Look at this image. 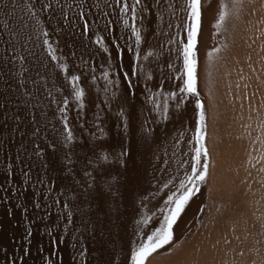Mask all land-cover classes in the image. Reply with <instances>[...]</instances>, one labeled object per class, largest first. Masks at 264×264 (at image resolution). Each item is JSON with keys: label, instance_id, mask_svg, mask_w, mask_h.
Masks as SVG:
<instances>
[{"label": "rangeland", "instance_id": "rangeland-1", "mask_svg": "<svg viewBox=\"0 0 264 264\" xmlns=\"http://www.w3.org/2000/svg\"><path fill=\"white\" fill-rule=\"evenodd\" d=\"M54 1L55 3H53L51 9L54 18H47L44 15L42 19L45 21V29L50 33L49 43L55 49L57 61L53 62L48 57L42 46V40L39 38L30 41L26 49L24 39H20L16 44L25 57V67L30 68L28 74L32 79L35 81L41 76L43 77V79H39L38 84H34V89L39 98L45 101L48 113L49 106H51L50 108H54L55 110H52L62 119L64 114L59 109L65 107L63 104L64 99L68 100L65 114L68 117V122H75L74 125L70 123L71 127L79 129L80 141H77L78 144H76L73 140L71 144L68 143L67 146H64L65 148L63 146V148H60L59 145L58 147L61 149L60 152L65 151L64 154L61 152L65 156V160H68L66 157H71V161H68L73 167L75 177L71 178L68 181L69 183H66L64 197L60 205L52 204L53 207L52 205L50 207L46 205L40 207L39 205L40 208L47 207L42 209H48L45 210L47 214H40L42 213L40 211V213L32 212L33 214H31L30 212L36 206L32 204L34 199L31 200L29 187L27 185H24V188L22 185L17 186L18 181L17 179L14 180L15 177H11L13 176L11 172H9L11 173V180L8 176L9 173L4 175L5 173L0 172L3 181L5 180V186L0 181V199L2 200H0V264H28L29 259L32 260V264H36L37 256L39 259L38 264H74V261L78 264H128L126 258L130 255L131 248L138 245L141 239L146 238V234L154 230V227H159L160 222L163 221L161 210L166 207L164 201L168 195L177 192L180 181L190 171L192 150L187 140L190 138L195 126L194 98L189 94L184 104L180 105L179 108L176 107V101L169 100L170 115L167 122L161 120L158 124L155 121L148 124L152 117L147 116L143 111L145 107L143 86L145 83L153 91H160L161 100H163L164 93L167 94L170 91L176 93L177 100L181 96L178 87L181 83L179 77L182 72L183 61L178 51L179 47L173 46L181 43L187 33L186 18L182 16L181 8L183 0H176L180 4L176 9H173L172 6V16L169 14V4L172 5L174 0L171 3L169 0H164L161 5L160 16L157 19L155 14L153 17L150 15L152 10L156 12L153 3L148 5H152L149 9L150 12L143 14L141 19L138 17H136L138 20L135 19L136 24H139L140 30H142L141 36H145V38H142L147 43H149L147 39L152 42L153 33L158 32L159 35L161 29L156 47L161 49L159 54H161L162 67L163 65L168 67L169 63L173 65L171 69L174 71V80L173 83L170 82L172 83V85L170 84V88L172 87L170 90L166 86L167 83H165L164 75L166 72L164 69L166 68L164 67L161 71L162 67H160L158 73L165 72V74L160 73L162 76L159 75L160 78L154 81L156 84L153 83V79L150 81L142 79L144 75L140 74V70H137L140 69V67H137L140 61L133 60L137 47H128V50L124 52L123 47H117L113 42L114 47L111 48V3L115 10L117 8V14H121L119 9L125 2L123 3L121 0H97L99 6L104 8L103 11L105 10L103 12L101 9L103 12L101 13L100 9L94 7L91 0ZM14 2L19 5L20 0H14ZM81 4L84 5L83 9L79 7ZM64 5L69 6L63 8V11L67 13V21L61 16V8ZM127 5L131 9L132 1ZM146 6L147 4L144 8ZM107 7L110 15L105 9ZM95 9L98 11L96 12ZM81 12L86 18L85 21L79 19ZM9 13H12V15L9 16ZM126 14L124 13V19H127L128 26H131L134 22L131 19V13H128V16ZM21 15L20 7H17L13 12L8 0H0V47H9L7 43L9 30L4 27L5 23L10 26L15 23L18 27L19 21L17 18ZM120 19L124 31L126 32V29L129 28L130 37H133L131 36L130 27L125 25L124 19ZM182 21L184 22L182 23ZM84 23L88 25L86 33L83 32ZM134 40L132 38L130 44L131 42L134 44ZM169 40H172L173 43H168ZM117 49L122 53V61L114 55ZM140 49L141 47H139V55L142 54ZM162 62L164 63L162 64ZM60 64L67 65L66 72H60ZM118 65H121L119 70ZM133 66H135L137 77L141 79V89L136 91L135 99L129 98V104H124L122 94L125 85L122 78L123 74L130 72ZM240 66V70L237 69L239 73L233 75V77L225 74L227 71L225 67L223 69L207 67L204 69L203 76H201V82L196 85L207 126L205 144L209 154V163L206 180L200 184L199 191L189 200L185 210L173 225V238L170 243L152 253L146 260L149 259V264H252L253 260L257 263L260 259H264V234H261L264 233V226H262L264 224V198H262V195L264 196V172L260 171L261 168H264V143H262L264 141V136H262L264 129L260 128V123L264 121V106H262L264 105V37L262 35L257 42H254L252 47L244 48ZM151 70V73H147L145 78L149 74L153 76ZM105 73L108 74L107 80L113 82L117 79L121 80V87L118 91L113 85L106 82ZM138 74L140 75L138 76ZM71 75L79 77V87L85 92L82 109L77 104L73 86L69 83ZM161 77L164 80H161ZM233 78H235V82L232 83ZM158 80L161 82L157 83ZM225 80L227 82H224ZM132 82L135 84L136 80L133 79ZM114 91H117V94L121 97L119 100L113 98L112 93ZM0 93L3 94V96L0 94L2 98H0V144H10L9 140H12L17 145L26 146L28 149L33 141L31 142L29 134L22 130L21 125L19 126L21 123L16 120L17 112L7 105L8 98H5L7 95L5 93L8 92L1 91ZM107 99L111 102L109 103L111 104V148L100 142L101 139L95 135L99 131H101L100 134L102 133L103 124L101 125V123H104V117H101L104 108L102 106L106 101L108 102ZM121 105H123L126 114L134 112L131 128L128 132H125L122 121L117 115ZM2 120L7 124L5 125ZM11 121H17L19 124L15 125ZM61 124L59 129H62V131L58 129L57 143L60 144L61 142L62 145H65L64 136L62 137L64 134H58L59 131L63 133V123L61 122ZM144 124H148L150 130L154 129V133L152 131L143 133L142 138V125ZM1 125L3 129H1ZM17 125L21 128L19 131ZM10 126L12 130L10 128L9 132ZM4 131L8 133L7 135H10L3 137L4 140H7L6 137L10 138L5 141L6 143L1 138L3 134H6ZM13 132L16 133L14 137ZM180 132L185 133V139L179 146L174 147V142ZM258 134L262 137L260 138ZM21 137L23 139L19 140ZM12 138H18V140L15 139L14 141ZM62 138L63 140H61ZM128 141L132 142V155L131 158H123L127 161V166L121 167L116 158L120 153L122 144L124 147H128ZM33 148L36 149V147ZM104 157H107V159H104ZM85 170L91 172L92 176L85 177ZM6 176L9 178H5ZM82 180L88 183L94 182L104 191L107 202L103 203V212L97 211L96 201H92L83 195L80 196L79 201L73 197V190L83 192V186L78 183ZM7 182L9 185H7ZM14 182L16 183L14 184ZM165 184H167V187H165ZM109 185L119 189V192L123 195L111 196ZM47 188V190L44 188V191L41 186L44 192L50 189V187ZM42 190L40 192L35 191V193L41 194ZM25 193L27 197H31V199H28L32 202L29 203L25 198ZM93 194H95L94 190ZM2 196L5 198L2 199ZM40 196H36V198L39 199ZM44 196L42 195L40 199L43 200ZM33 198H35V195H33ZM259 199L262 201L260 202ZM25 200L26 204L28 202L29 205L32 204L33 206L28 207V204L25 206ZM113 200H115V204H113ZM21 203L24 205L23 211L25 209L27 211L23 215L26 213L32 216L35 215L33 217L27 216V214L25 216L18 214L20 217L15 216L20 211L17 212L16 210L17 208L20 209L18 206ZM65 203L69 205L67 210L64 208ZM30 207H32V210ZM8 208L11 210L9 211ZM13 210L14 214L12 213ZM69 212L72 214L71 219H69ZM260 213L263 215L261 216ZM26 216L27 220L31 219L32 225L36 221L38 224L40 221L45 222L43 224L44 237L41 236L42 234L39 233L38 228L35 229V226L29 225L31 224L29 220L22 222L26 221ZM42 216L47 217L44 220ZM14 217L16 218L14 219ZM144 217H148L150 220L147 226L137 223ZM251 220L256 221L252 222ZM16 225L19 226L16 228ZM30 226L32 228H29ZM23 227L25 231L21 232L24 229ZM18 228L21 234L25 233L23 236L27 235L25 239L23 237L26 245L29 241L34 244V237L40 234L42 239L38 250L40 249L39 251L42 254L37 251V248L36 252L35 247H32L33 245L30 243L28 246L20 245L21 242H25L20 239L19 232V235H15ZM36 231L37 233L34 234ZM137 232L140 235H137ZM44 238L45 240H43ZM16 242L20 244L18 245ZM28 249L30 251L34 250L35 253L32 252L34 254L31 255ZM72 251L76 253L74 255L77 258L71 255L74 253ZM33 258L35 259L33 260ZM151 261L153 262L151 263Z\"/></svg>", "mask_w": 264, "mask_h": 264}, {"label": "snow or ice", "instance_id": "snow-or-ice-1", "mask_svg": "<svg viewBox=\"0 0 264 264\" xmlns=\"http://www.w3.org/2000/svg\"><path fill=\"white\" fill-rule=\"evenodd\" d=\"M11 4L13 12L17 7L21 8L22 15L17 19L19 21V25L14 23L11 26L8 23H5L4 27L9 30V39L7 41L9 47L6 49L8 53L11 55L12 61H19L21 65L25 63V57L20 55H15L14 53L19 52V48L16 47V43L19 42L20 39H24V46L26 49L27 44L33 39L39 38L42 40V46L46 50L48 57L51 58L53 62L57 61V56L55 54V49L49 43L50 33L45 29V21L42 19V16L48 15L54 18V15L51 13V9L53 7L52 3H45L44 0H20L19 5H17L14 0H8ZM39 3V11L37 9V4ZM234 6H238L240 0H233ZM140 5V0H133V5L131 9L125 3L120 7L121 13H131V19L135 21L137 15V8ZM64 7H69L68 5H64L61 8V16L67 21V13L63 11ZM81 9H83L84 5H79ZM181 8L185 11L186 15V31H187V42H181L179 46V54L183 61L182 64V72L179 77L181 83L178 87V91L181 94L180 98L177 100L175 92H169L164 95L163 100L160 99V91H153L152 89L147 87V83L144 84L143 90L145 92L144 95V103L145 107L143 109L144 113L147 116H151L152 119L148 121V124L153 123L154 121L158 124L159 121L163 120L165 122L169 119V100L176 101V107L179 108L180 105L184 104L188 95L190 94L194 98V105L196 110V119L194 130L190 138H188L187 143L191 146V155H190V171L186 173V176L183 180L180 181L179 188L177 192H174L167 196V199L164 201L165 209H162L163 221L160 222L159 227H154V230H151L150 233L146 234V238L141 239L140 243L130 250V255L126 258L128 264H146V260L148 257L152 255V253L156 252L157 249L162 248L164 245L170 243L173 238V225L177 222L180 214L185 210L186 205L189 200L199 191L200 184L206 180V175L208 171V163H209V154L205 144V135H206V118L203 110V105L199 95L196 91V57L194 53L195 41L197 36V31L200 26L201 20V9H200V0H184L181 4ZM149 9L147 6L141 9V13L147 14ZM9 16L12 13L8 14ZM227 15L226 6L221 4L219 18L217 19L214 27L219 29L221 24L225 20ZM124 19L123 17H121ZM79 19L81 21H85L86 18L83 16L82 12L79 15ZM184 21H182L183 23ZM264 23V21H261ZM124 23L128 26V20L124 19ZM131 35L135 38V44L137 46L136 53L133 57L134 61L139 60V46L142 43L141 31L136 26L135 23H132L130 26ZM88 31L87 23H84L83 32ZM102 43V42H101ZM169 43H173L172 40H169ZM151 53H149L150 55ZM115 56L117 59L122 61V53L117 49ZM211 56V53H209ZM171 68L172 65L169 64ZM118 70L120 69V65L117 66ZM60 72L67 71L66 64L59 65ZM142 71V70H141ZM21 79L19 80L21 90L25 91L26 95H31L30 92L25 89V84H38L39 79H43L41 76L38 80H32L30 77L25 79L27 74L30 72V68L22 67L20 70ZM106 77V82L109 85H113L114 88L118 91L121 87V80L117 79L115 82L112 80H107V73L104 74ZM123 82H124V91L122 94L123 103L129 104V98L135 99V94L137 90L141 89L140 79L136 75L135 66L132 67L130 72H125L123 74ZM133 79L136 80V83L133 84ZM146 81L152 80V76L149 74L146 78ZM79 77L76 75H71L69 83L73 86V93L75 96V100L79 107L82 109L84 106V90L79 87ZM107 91V89H105ZM117 91L112 93V96L115 100H119L121 97L117 94ZM63 104L65 107H61L59 111L64 114L62 117L63 123V133L65 146L68 143H71L74 140V134L68 124V117L66 113V107L68 105V100L64 99ZM108 102H105L107 106ZM264 106V105H262ZM131 107V105H130ZM79 115V113H78ZM118 117H120L123 128L125 132H128L131 128V120L133 119L134 112L125 113L123 105L120 106V111L117 113ZM148 124L142 125V138L143 133H147L152 131L154 133V129H149ZM261 129H264V121L260 123ZM185 139V133L180 132L178 138L174 142V147L179 146V144ZM264 143V141H262ZM49 148H54L55 145H48ZM43 152L38 145L36 146L35 154L40 156ZM187 154V153H186ZM132 155V142L128 141V147H124L121 145V150L119 155L117 156V163L120 164L121 167L127 166V161H125L124 157L131 158ZM69 161H71V157H66ZM107 159V157H104ZM260 171L264 172V168H261ZM85 177H91L92 173L85 170ZM79 184L83 186V192H77L76 190L72 191V195L76 200H80V196L83 195L88 197L92 201L97 202V211L103 212V203L107 202V198L105 197V193L102 189H100L95 183H88L87 181H79ZM167 187V184H165ZM110 195L115 197L117 194L120 196L123 193L119 192V189L113 188L112 185H109ZM93 190L95 194H93ZM147 199V197H145ZM113 204H115V200H113ZM65 210L69 208L67 203L64 204ZM71 212H69V219H71ZM150 220L148 217H144L141 220L137 221L138 224H144L147 226ZM264 226V225H262ZM140 235L139 232L136 233ZM83 254V253H81ZM264 264V261L261 262Z\"/></svg>", "mask_w": 264, "mask_h": 264}, {"label": "bare ground", "instance_id": "bare-ground-1", "mask_svg": "<svg viewBox=\"0 0 264 264\" xmlns=\"http://www.w3.org/2000/svg\"><path fill=\"white\" fill-rule=\"evenodd\" d=\"M92 1V3L94 4V7L97 9L98 8V10L100 9V11H101V9H102V11H103V9L104 8H102V7H100L99 5L100 4H98V2H97V0H91ZM123 3L125 2L126 4L127 3H129L130 4V1H132V3H133V0H121ZM163 1L164 0H140V5H139V7L137 8V15H136V17H138L139 19H141V16H142V13H141V9H143L144 8V6H145V4H147V8L148 9H151V7H152V5L151 6H148L149 4H154V6L156 7V12H154L153 10H152V12H153V14H151L150 13V15H152V17H153V15L155 14V17H156V19H157V17H159L160 16V12H161V5H162V3H163ZM173 0H169V2L171 3ZM44 2L45 3H55V1L54 0H44ZM89 4V3H88ZM116 5V4H115ZM113 6V4L111 3V48L113 49V47H114V44L117 46V47H123V49L125 50L124 52H126V50H128V47H137L136 46V44L134 43V44H132V42H131V44H130V41H131V39L132 38H134V37H130V34H129V32H128V29H126L127 31L125 32L124 31V29H123V27H122V25H121V17L123 16V18H124V13H119V14H117V8H116V10H115V7L113 8L112 7ZM172 6H173V9H175V7H176V0H174L173 1V3H172V5L171 4H169V14L172 16ZM39 3L37 4V9L39 10ZM103 7H104V4H103ZM132 7V6H131ZM154 7V8H155ZM153 8V9H154ZM95 9V10H96ZM106 9V11L108 10V7L107 8H105ZM94 10V11H95ZM98 10H96V12L98 11ZM110 10V9H109ZM120 10V9H119ZM118 10V11H119ZM101 11V13H103ZM93 12V11H92ZM108 13H109V15H110V12L109 11H107ZM148 12H150V10L148 11ZM107 13V14H108ZM128 14V13H127ZM126 14V15H127ZM129 14H130V12H129ZM97 15V14H96ZM102 16V15H101ZM128 16V15H127ZM46 17L47 18H50V16H48V15H46ZM126 17V16H125ZM147 17V16H146ZM146 17H145V19H146ZM151 17V18H152ZM127 18V17H126ZM150 18V17H149ZM171 18V17H170ZM105 19H106V17H105ZM104 19V20H105ZM137 19V18H136ZM138 20V19H137ZM124 21V20H123ZM135 22V21H134ZM133 22V23H134ZM147 22H148V20H147ZM152 22V21H151ZM144 23H146V22H144ZM150 23V22H149ZM148 23V24H149ZM135 24H136V22H135ZM137 25V27L140 29V27H139V24H136ZM145 25V24H144ZM150 25V24H149ZM124 26V25H123ZM143 26V25H142ZM146 26V25H145ZM128 27H130V26H128ZM148 27V26H147ZM125 28V27H124ZM148 29V28H147ZM146 29V30H147ZM172 29V28H171ZM145 30V31H146ZM159 30V29H158ZM158 30H155V31H158ZM161 30V29H160ZM160 30H159V35H160ZM169 30V29H168ZM167 30V31H168ZM140 31H142V30H140ZM131 32V31H130ZM147 33V32H146ZM158 33V32H157ZM156 32L155 33H153V37L154 38H151V39H153V40H151L152 42H150L149 41V39H147L148 40V42L149 43H147V41H144V38H145V36L143 35V36H141V37H144V38H142V43H141V45L139 46V47H141V53L142 54H140L139 55V61H140V64H139V66H137L138 68L140 67V69H137V70H140L139 72H140V74L142 73V75H144V77H142V76H140V77H142V79H145V75H147V73H151L150 72V70L153 72L152 74H153V76H152V79H153V83H155L154 81H156L158 78H160L159 77V75H160V73L161 74H165V72H166V74L164 75L165 76V83H167V85L166 86H168L167 88H169V90L170 89H172V87L170 88V84L172 85V81L174 80L173 78H174V71L166 64V66H168V67H164V65H163V67L164 68H166V69H164L163 67H162V65H161V60L162 59H160L161 57H160V55L161 54H159V50H161L160 49V47H156L157 45H158V42H157V40H158V37H159V35L157 34ZM148 34V33H147ZM151 34V33H150ZM167 35V34H166ZM169 35V34H168ZM167 35V36H168ZM171 35V34H170ZM132 36V35H131ZM146 38H148V37H146ZM172 38V37H171ZM170 38V39H171ZM135 39V38H134ZM169 39V38H168ZM114 40V41H113ZM113 42H114V44H113ZM134 42H135V40H134ZM146 42V43H145ZM169 43V42H168ZM115 46V47H116ZM16 47L17 48H19V52L18 53H14L15 55H20V54H22V51H21V49H20V47H18L17 46V44H16ZM168 47V46H167ZM8 47H0V92L2 91H6V92H8L9 93V95H8V93H5V94H7L6 96H5V98H8V100H7V105L8 106H10V107H12L16 112H17V114H16V120H18V122L19 123H21V124H19L17 121V123L15 122V121H11V123H15V125L16 124H19V126L22 128V130H24V131H26V134H29V136L31 137V142L33 141V143H30V146L28 147V149L26 148V146L24 147V146H22V145H17L16 143H14L12 140H9L10 138L9 137H6L7 138V140L5 139H3V137L5 136V135H7L8 133H6L7 132V130H6V134H3L2 135V139L4 140V142L5 141H10V144L8 143V144H0V150H1V152H0V172L1 173H5L4 175H6V173L8 174L9 172H11L12 174H13V176H11V173H9V177L11 176V177H15L14 178V180L15 179H17V181H18V185L17 186H21L22 185V187L24 186V185H27L28 187H29V192H30V194H31V196H32V199H31V197L30 196H26V193H25V198H27V200L29 201V203L30 202H32V201H30L29 199H31V200H33V202H32V204H35V208L33 209V211H31L32 210V207H30V213L31 214H33L32 212H37V213H40V212H42V213H40V214H45L46 213V211L45 210H48V209H45V210H42V209H44V207H46V206H48V207H50V205H55L56 204V206H57V204L58 205H60L61 204V202H62V199H63V197H64V189H65V185H66V183L69 181V180H71V178H73V177H75V174H74V170H73V167H72V165L70 164V162L68 161V160H65L64 158H65V156L64 155H62V153L64 152L65 153V151H61L60 152V148H63L65 145H62L61 144V142H60V144H58L57 143V132H58V129L61 127H59V125L61 124V122H62V119L61 118H59V116H57V113L54 111L55 109L54 108H50L51 106H49V113H48V110H47V106H46V103H45V101L44 100H42V99H40L39 98V95L37 94V92L35 91V89H34V85L33 84H28V83H26L25 84V89H27V91L28 92H30L31 93V95H26L25 94V91H23V90H21V88H20V84H19V80L21 79V76H20V72H19V70L22 68V67H25V63H24V65H21L20 63H19V61H16V62H13L12 61V58H11V55L8 53V51L6 50ZM163 49V48H162ZM114 52V51H113ZM112 52V53H113ZM140 52V51H139ZM132 53V52H131ZM130 53V54H131ZM149 53H151L150 55H149ZM127 54H129V53H127ZM115 55V54H114ZM128 57V56H127ZM163 57V56H162ZM168 58H170V57H168ZM114 59V58H113ZM123 60V59H122ZM129 60V59H128ZM166 60V59H165ZM127 61V60H126ZM131 61H133V60H131ZM113 62V61H112ZM164 62H162V64H163ZM123 64V63H122ZM129 64V63H128ZM127 64V65H128ZM117 65V64H116ZM138 65V64H137ZM121 66V65H120ZM125 66H126V64H125ZM124 66V67H125ZM173 66V65H172ZM154 68V70H153V68ZM160 67H162L161 69H160ZM159 69H160V71L162 70V69H164L165 70V72H159L158 73V71H159ZM142 70V71H141ZM118 72V71H117ZM140 74H138V76L140 75ZM160 76H162V75H160ZM28 77H30L31 79H32V77L29 75V74H27V76L25 77V79H27ZM154 77V78H153ZM163 77H161V80H164V79H162ZM33 80V79H32ZM141 80V79H140ZM159 81L160 80H158L157 81V83H159ZM152 82V81H151ZM161 82V81H160ZM170 82H172V83H170ZM152 84V83H151ZM156 84V83H155ZM155 86V85H154ZM175 86V85H174ZM156 87V86H155ZM2 89V90H1ZM4 89V90H3ZM168 90V89H167ZM166 90V91H167ZM170 92H173V91H170ZM162 93V92H161ZM2 96H3V94L2 93H0ZM164 94H166V93H164ZM139 95V94H138ZM8 96V97H7ZM102 96V95H101ZM144 96V95H143ZM162 96V95H161ZM48 97V96H47ZM1 98V97H0ZM46 98V97H45ZM101 98H103V97H101ZM100 98V99H101ZM2 99V98H1ZM109 100H111L110 98H108ZM107 99V100H108ZM103 100H105V99H103ZM108 100V104H107V106L104 104V106H102V108H103V110H102V116L101 117H104V123H101V125H102V133L100 134V132L101 131H99L98 133L96 132L95 133V135L97 136V137H99V139H101L100 140V142H102V143H104L107 147H109V148H111V104H109V103H111L110 101ZM1 101V100H0ZM47 101H48V99H47ZM136 101V100H135ZM103 102V101H102ZM105 102V101H104ZM130 102V101H129ZM134 102V101H133ZM49 103V102H48ZM173 104V103H172ZM13 105V106H12ZM52 109H54V110H52ZM101 109V108H100ZM144 109V108H143ZM130 110V109H129ZM100 113H101V111H100ZM50 114V115H49ZM99 115V114H98ZM101 115V114H100ZM1 116V115H0ZM101 117H99V118H101ZM103 120V119H102ZM102 120H100V121H102ZM2 122H4L3 120H2ZM13 123V124H14ZM69 123V126H70V128H71V130L73 131V134H74V141H75V143L78 141H80V136H81V134H80V131H79V129L78 128H76V127H71L72 125H74V123L75 122H73L72 123V121L71 122H68ZM70 123H72V125L70 124ZM117 123V122H116ZM3 124V123H2ZM4 124H5V122H4ZM6 124H7V122H6ZM5 124V125H6ZM8 125H9V123H8ZM11 125V124H10ZM15 125H13V126H15ZM62 125V124H61ZM101 125H100V127H101ZM12 126V125H11ZM11 126L9 127V132H10V128H11ZM18 125L16 126L17 128L19 127ZM6 127H8V126H6ZM18 128L17 130L19 131V129H21V128ZM99 127V128H100ZM63 128V127H62ZM261 128V127H260ZM260 128H259V130H260ZM1 129H3V127H2V125H1ZM7 129V128H6ZM16 129V128H15ZM11 130H12V128H11ZM59 130H61L62 131V129H59ZM81 130V129H80ZM99 130V129H98ZM97 130V131H98ZM113 130V129H112ZM3 131V130H2ZM4 132H2V133H4ZM21 133H23L22 131H20ZM19 132V133H20ZM261 132V131H260ZM13 134V137H14V135L16 134H14V132L12 133ZM25 134V135H26ZM58 134H64V133H60V131H59V133ZM20 135V134H19ZM259 135V134H258ZM7 136H10V135H7ZM28 136V135H27ZM29 136H28V138H29ZM64 135H62V137H63ZM96 136H94V137H96ZM260 136V135H259ZM262 136H264V134L262 135ZM262 136H260V138L262 137ZM16 137H17V135H16ZM19 137V136H18ZM23 137V136H22ZM20 138L19 140H21V139H23V138ZM59 137H60V135H59ZM96 137V138H97ZM9 138V139H8ZM25 138V137H24ZM64 138V137H63ZM63 138L61 139V140H63ZM13 139V138H12ZM15 139H17L18 140V138H15ZM15 139H13L14 141H15ZM27 139V138H26ZM61 140H59V141H61ZM117 140V139H116ZM120 140V139H119ZM2 142V141H1ZM26 142V141H25ZM73 142V141H72ZM6 143V142H5ZM14 143V144H13ZM19 143V142H18ZM22 143V142H21ZM23 144V143H22ZM28 144H29V142H28ZM50 144H52V145H55V147L54 148H49L48 147V145H50ZM69 144H71V143H69ZM76 144H78V143H76ZM75 144V145H76ZM98 144H99V141H98ZM104 144H101V145H104ZM16 145V146H15ZM25 145V144H24ZM27 145V144H26ZM39 146L41 149H43V152H42V154L40 155V156H37L36 154H35V152H36V149L35 148H33V147H36V146ZM58 145H59V147H58ZM63 146V147H62ZM71 146V145H70ZM24 148H26V149H24ZM33 148V149H32ZM65 148V147H64ZM67 148V147H66ZM30 149H32V150H30ZM63 150V149H62ZM65 150V149H64ZM25 151H27V152H25ZM67 151V150H66ZM63 153V154H64ZM4 155V156H3ZM62 155V156H61ZM263 155V154H262ZM67 156V155H66ZM263 164V163H262ZM261 164V165H262ZM2 175V174H1ZM0 175V181H1V184L3 185V186H5V183H4V181H3V177ZM8 176H6L5 178H7ZM8 177V178H9ZM11 177L9 178L10 180H11ZM4 178V179H5ZM74 182H75V180H74ZM16 182H14V184H15ZM69 183V182H68ZM7 185H9V183L7 182ZM7 185H6V187H7ZM41 186H42V189L45 191V189L47 190L48 188L47 187H50V189L48 190V191H46V192H44L42 189H41ZM68 186V185H67ZM264 186V185H263ZM5 187V188H6ZM25 187V186H24ZM23 187V188H24ZM45 189H44V188ZM19 188H21V187H19ZM40 190H42L41 192V196L37 193V192H40ZM51 190V191H50ZM25 191H27V190H25ZM35 191H37L36 193H37V195H36V193H35ZM28 192V191H27ZM28 192V193H29ZM49 194H48V193ZM45 193V194H44ZM33 195H35V198H33ZM42 195H45L42 199L43 200H41L40 199V197H42ZM36 196L38 197V196H40L39 197V199L38 198H36ZM3 197V196H2ZM5 197H3L2 199H4ZM29 198V199H28ZM262 198H264V196L262 195ZM1 200V199H0ZM2 201V200H1ZM259 201L261 202L262 200H260L259 199ZM25 202V206L27 205L28 207L29 206H33L32 204H30L29 205V203L27 202V204H26V200L24 201ZM35 202V203H34ZM43 202V203H42ZM85 202V201H84ZM2 203V202H1ZM3 204H4V202H3ZM262 204V203H261ZM39 205H40V207L42 206V205H46V206H44L43 208H40L39 207ZM53 205H52V207H53ZM257 205H258V203H257ZM263 205H264V203H263ZM3 206V205H2ZM23 206V207H22ZM259 206H260V204H259ZM16 207H17V205H16ZM18 207H20V209H18L17 208V212H18V210H20L19 211V213H17V214H15V216H19L20 214L21 215H23L24 214V212H27V211H23V208H24V205L21 203V205L20 206H18ZM22 207V208H21ZM39 207V208H38ZM262 207V206H261ZM4 208V207H3ZM47 208V207H46ZM259 208V207H258ZM9 209V211L11 210L10 208H8ZM14 209H15V207H14ZM55 209V208H54ZM6 210V209H5ZM27 210H28V208H27ZM35 210V211H34ZM262 210V209H261ZM4 211V210H3ZM8 211V210H7ZM40 211V212H39ZM45 211V212H44ZM50 211V210H49ZM258 211V210H257ZM263 211V210H262ZM12 212V211H11ZM260 212V211H259ZM258 212V213H259ZM13 214H14V210H13V212H12ZM29 213V212H28ZM36 213V214H37ZM252 213V212H251ZM12 214V215H13ZM19 214V215H18ZM27 214V213H26ZM25 214V215H26ZM31 214H27V216H32ZM40 214H39V216H40ZM47 214V213H46ZM25 215H23V216H25ZM35 215V214H34ZM33 215V216H34ZM253 215V214H252ZM257 215V218H259L258 217V214H256ZM260 215H261V213H260ZM263 215V214H262ZM261 215V216H262ZM6 216V215H5ZM27 216H26V221H22V222H27L28 220H27ZM32 216V217H33ZM44 216V215H43ZM42 216V217H43ZM20 217V216H19ZM19 217H17V218H19ZM29 217V218H30ZM45 217H47V216H45ZM45 217H43V219L45 218ZM254 217V216H253ZM7 218V217H6ZM8 218H9V215H8ZM11 218V217H10ZM16 217H14V219H15ZM21 219H22V216H21ZM34 219H38V218H34ZM43 219H41V220H43ZM252 219V218H251ZM260 219H261V217H260ZM10 220V219H9ZM31 220V219H30ZM29 220V221H30ZM40 220V219H39ZM45 220V219H44ZM44 220H43V222H44ZM263 220V219H262ZM252 221V220H251ZM256 221V220H255ZM255 221H252V222H255ZM8 222V221H7ZM6 222V223H7ZM19 222H20V220H19ZM19 222H16V223H19ZM21 222V223H22ZM37 222V221H36ZM34 223V221H33V223H34V225H32V223H31V221H30V223L31 224H29V225H32L33 227L35 226V229H37L38 228V231H39V233L40 234H42L41 236H45L44 235V223H42L41 221L39 222V224H38V222L37 223ZM259 222V221H258ZM20 223V224H21ZM262 224V223H261ZM9 225V224H8ZM22 225V224H21ZM21 225H20V227H21ZM25 224L23 223V226H24ZM264 225V224H263ZM19 226V225H18ZM17 225H16V228L18 227ZM27 226H28V224H27ZM45 226H46V224H45ZM88 226V225H87ZM260 226V225H259ZM19 227V228H20ZM85 227V226H84ZM92 227V226H91ZM18 228V230L17 231H15V232H17L15 235L17 236V235H19V230L21 229H19ZM24 228V227H23ZM22 228V229H23ZM29 228H32L31 226L29 227ZM78 228V227H77ZM4 229V228H3ZM13 230V229H12ZM28 230V229H27ZM26 230V231H27ZM29 230H31V229H29ZM33 230H34V228H33ZM32 230V231H33ZM73 230V229H72ZM3 231V230H2ZM14 231V230H13ZM12 231V232H13ZM23 231H25V228L23 229V230H21V232H23ZM44 231V232H43ZM79 231V230H78ZM262 231V230H261ZM4 232H5V229H4ZM11 232V233H12ZM19 232V233H18ZM30 232V231H29ZM34 232V231H33ZM74 232H76V231H74ZM73 232V233H74ZM247 232V231H246ZM263 232H264V230H263ZM26 233H28V232H26ZM31 233V232H30ZM37 233V231L34 233V234H36ZM72 233V234H73ZM83 233V232H82ZM81 233V234H82ZM23 234H25V233H20V239H22L23 240V237H24V239H25V237H27V235L25 236H23ZM33 234V233H32ZM34 234H33V236H34ZM40 234H37L36 235V237H34L35 238V242H34V244L33 243H30V241L28 242V240H26L27 242H28V244L30 243V244H32L33 246L32 247H35V251H36V248H37V251L38 252H40L39 250H38V246L40 245V240L42 239L41 237H40ZM236 234V233H235ZM238 234V233H237ZM261 234H264V233H261ZM71 235V234H70ZM88 235H90V234H88ZM251 235V234H250ZM77 236V235H76ZM98 236V235H97ZM240 236H241V234H240ZM239 236V237H240ZM249 236V235H248ZM83 237V236H82ZM89 237V236H88ZM87 237V238H88ZM90 237H91V235H90ZM93 237V236H92ZM246 237V236H245ZM79 238V237H78ZM95 238V237H94ZM238 238V237H237ZM241 238H244V237H241ZM27 239V238H26ZM29 239V238H28ZM97 239V238H96ZM249 239H251L250 237H249ZM43 240H45V238L43 239ZM89 240V239H88ZM95 240V239H94ZM93 240V241H94ZM99 240H100V238H99ZM252 240H253V238H252ZM252 240H250V241H252ZM24 241V240H23ZM73 241V240H72ZM244 241H245V239H244ZM247 241V240H246ZM249 241V240H248ZM25 242V241H24ZM70 242V241H69ZM255 242L257 243V241L255 240ZM263 242V241H262ZM15 243V242H14ZM44 243V242H43ZM99 243V242H98ZM247 243H249V242H247ZM252 243V242H251ZM16 244H18V242H16ZM20 244V243H19ZM18 244V245H19ZM22 244H24V245H26V242L25 243H23V242H21V246H22ZM28 244L26 245V246H28ZM82 244V243H81ZM90 244V243H89ZM106 244V243H105ZM15 245V244H14ZM69 245V244H68ZM95 245V244H94ZM97 245V244H96ZM30 246V245H29ZM41 246V245H40ZM40 246H39V248H40ZM264 246V245H263ZM16 247V249H18L17 248V246H15ZM14 247V248H15ZM72 247V246H71ZM92 247V246H91ZM99 247V246H98ZM21 248V247H20ZM28 248H30V247H28ZM64 248H65V246H64ZM66 248H68V247H66ZM76 248V247H75ZM82 248V247H81ZM15 249V251L17 252V250ZM34 250L33 251H30L29 249H28V251L29 252H31V255L32 254H34L35 252H34ZM73 250V249H72ZM75 250V249H74ZM113 250V249H112ZM36 251V252H37ZM43 251V250H42ZM67 251V250H66ZM83 251V250H82ZM15 252V253H16ZM29 252H28V254H29ZM32 252H34V253H32ZM70 252V251H69ZM74 251H72V253H73ZM94 252V251H93ZM22 253H23V249H22ZM41 253V252H40ZM39 253V254H40ZM62 253V252H61ZM80 253V252H79ZM78 253V254H79ZM42 254V253H41ZM40 254V255H41ZM66 254V253H65ZM64 254V255H65ZM71 254V253H70ZM69 254V255H70ZM74 254H76L75 252L73 253V254H71L72 256H76V255H74ZM96 254V253H95ZM213 254H214V252H213ZM31 255H29V256H31ZM35 255H38V254H35ZM80 255V254H79ZM78 255V256H79ZM90 255V254H89ZM237 256H238V254H236ZM17 256V255H16ZM34 256V255H33ZM33 256H31V257H33ZM93 256V255H92ZM21 257V256H20ZM23 257H24V254H23ZM238 257H240V256H238ZM259 257V256H258ZM261 257V256H260ZM27 258H29V257H27ZM67 258H69V257H67ZM71 258V257H70ZM76 258H77V256H76ZM75 258V259H76ZM235 258H236V256H235ZM18 259V258H17ZM35 258H33V260H34ZM73 259V258H72ZM74 259V260H75ZM79 259V258H78ZM30 260V262L28 261V264H32V260L31 259H29ZM38 256H37V262H38ZM41 260V259H40ZM73 260V261H74ZM156 260V259H155ZM236 260L238 261V259L236 258ZM264 259H260V261L259 262H257L256 263V261L255 260H253V263L252 264H261V262L263 261ZM17 261V260H16ZM35 261V262H36ZM72 261V260H71ZM223 261V260H222ZM34 262V261H33ZM36 262V264H38ZM40 262V261H39ZM149 262V259H148V261H146V264H149L148 263ZM153 261H151V263H152ZM17 263H18V261H17ZM71 263V262H70ZM39 264H41V263H39ZM74 264H78V263H75V261H74ZM80 264V263H79ZM154 264H156V263H154ZM159 264H161V263H159Z\"/></svg>", "mask_w": 264, "mask_h": 264}, {"label": "crops", "instance_id": "crops-1", "mask_svg": "<svg viewBox=\"0 0 264 264\" xmlns=\"http://www.w3.org/2000/svg\"><path fill=\"white\" fill-rule=\"evenodd\" d=\"M178 4L180 2L176 1L175 9ZM221 4L226 6L227 15L217 29L214 25L219 18ZM200 9L201 20L194 47L197 61L196 85L201 82V76L207 67H225L227 76L237 75L244 48L252 47L261 35L264 37V23L261 22L264 21V0H240L238 6H234L233 0H200ZM182 14L186 18L183 9ZM181 42H187V33ZM180 44L173 47H179Z\"/></svg>", "mask_w": 264, "mask_h": 264}]
</instances>
